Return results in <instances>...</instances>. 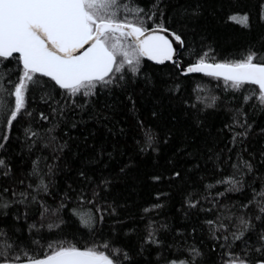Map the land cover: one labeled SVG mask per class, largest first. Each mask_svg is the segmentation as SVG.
<instances>
[{"label": "trees", "instance_id": "trees-1", "mask_svg": "<svg viewBox=\"0 0 264 264\" xmlns=\"http://www.w3.org/2000/svg\"><path fill=\"white\" fill-rule=\"evenodd\" d=\"M179 60L264 65V0H107ZM29 73L18 108L16 88ZM62 89L0 57V264L71 250L104 264L264 262V98L140 58Z\"/></svg>", "mask_w": 264, "mask_h": 264}, {"label": "water", "instance_id": "water-1", "mask_svg": "<svg viewBox=\"0 0 264 264\" xmlns=\"http://www.w3.org/2000/svg\"><path fill=\"white\" fill-rule=\"evenodd\" d=\"M109 32L125 34L142 60L152 65L177 64L181 76H208L233 83H251L258 87L264 98L263 64L196 63L183 66L179 60L183 43L167 28L142 29L123 22L100 21L91 34L83 0H0V57L18 56L25 69L52 80L62 89L101 81L111 74L114 56L100 42L102 35ZM102 262L101 256L71 250L23 264Z\"/></svg>", "mask_w": 264, "mask_h": 264}, {"label": "rangeland", "instance_id": "rangeland-1", "mask_svg": "<svg viewBox=\"0 0 264 264\" xmlns=\"http://www.w3.org/2000/svg\"><path fill=\"white\" fill-rule=\"evenodd\" d=\"M105 1L107 0H83L87 26L91 30H93L96 23L100 21L114 22L108 20V16L110 15L109 14L110 12H107L106 10L103 9ZM100 42L104 45L106 50L114 56V60H115L114 68L121 69L126 65L135 63L141 58L125 34H121L119 32L105 33L100 38ZM28 76H29L28 72L23 74L22 76L23 80H21L19 86L16 88V99H17L18 108L23 103V89ZM98 82L99 81H97V83ZM82 85L83 84H81V86ZM102 264L104 263L102 262Z\"/></svg>", "mask_w": 264, "mask_h": 264}, {"label": "flooded vegetation", "instance_id": "flooded-vegetation-1", "mask_svg": "<svg viewBox=\"0 0 264 264\" xmlns=\"http://www.w3.org/2000/svg\"><path fill=\"white\" fill-rule=\"evenodd\" d=\"M93 31H94V29L91 30V34L93 33ZM103 35H104V34H103ZM103 35H102V36H103ZM114 65H115V62H114ZM113 68H114V66H113ZM103 79H104V78H103ZM89 82H96V81H89ZM83 83H86V82H83ZM83 83H81V84H83ZM81 84H80V85H81ZM78 86H79V85H78Z\"/></svg>", "mask_w": 264, "mask_h": 264}]
</instances>
